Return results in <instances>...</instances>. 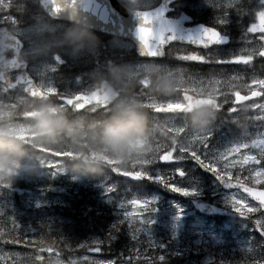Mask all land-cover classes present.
<instances>
[{"label": "snow or ice", "instance_id": "1", "mask_svg": "<svg viewBox=\"0 0 264 264\" xmlns=\"http://www.w3.org/2000/svg\"><path fill=\"white\" fill-rule=\"evenodd\" d=\"M44 2L50 7L52 14L67 10L70 14L75 12L76 4L75 0H44ZM264 3V0H262ZM229 5H226L228 7ZM10 4L5 3V0H0V9H9ZM227 13L224 17H221L218 21L220 24L226 22ZM135 17L138 20V24L135 28V37L140 45V52L144 57L148 58H162L164 53V45L170 41L189 42L194 45H201L205 49H208L205 54L201 55L195 52H188L186 55H181L179 59L183 61H198L201 63H208L214 65H246L252 68V62L254 58L259 57L264 61V10L257 11L255 13L256 23H250L247 26L246 33L243 37L244 47L239 52L230 53L224 55L218 53L213 49H209L210 45L218 44L222 41L223 37L221 32L214 27H208L201 25L198 28L188 32L187 34H178L171 27V25L163 20V8L155 10L138 11L135 13ZM0 20L10 22V25H16V18L12 15L0 16ZM260 34L254 38L249 37V33ZM19 45V41L16 42ZM57 63L59 58L54 57ZM144 64L162 65L167 66V63L163 59H158L154 62H148ZM11 69H21L23 65L13 57L9 61ZM168 67V66H167ZM53 65H49L47 71H52ZM172 71L169 73L175 79V91L179 90L182 93V99L173 100L167 98L166 102H160L158 97H153L147 92L148 81L142 79L139 84V91H136V97L145 109H151L153 113H165L171 114L166 116L165 119L159 120L156 115L151 116L153 121V155L144 158L139 161L136 166L131 169H125L113 166L114 162L104 157L106 163L111 166L113 172H120L124 177H131L133 180H148V181H162V174L159 170H155L157 162H172L176 164L173 166L172 171L177 173L180 177H185L186 173L183 166L179 163L189 157L195 161L199 167L212 172L218 181L222 183L225 189L233 186L231 179L232 172L230 169L233 166H239L249 173L244 177L245 182H240V175L237 173L236 186L243 189L253 200L258 201L256 207L248 206V212H255L257 208L264 209V78L249 77L247 83H233L234 81H243L245 77L239 73H233L230 76H222L219 73H210L207 76H197L195 74L184 75L181 68H170ZM47 77L44 73H40L38 79L34 80L29 78L28 75H15L14 80L10 78V72H0V102L8 103L14 107V97L18 95H26L31 97L48 98L51 97L55 102L61 106L67 108L69 111L79 114L87 115V113H94L95 116L100 117L101 113H105L108 107L109 96L101 89H97L92 85L81 88L80 90L72 91H60L57 87H54L50 82H46ZM9 90H12L11 92ZM243 90V92H242ZM229 93L234 99L231 100L232 107L227 109L228 113L241 112L244 113V120L259 119L261 123L255 125L260 131H258L253 138L246 130H242L239 138L232 139L226 143L223 150L209 147V137L211 136L212 129H208L205 132H201L200 135H192L187 143L177 140V136L181 132H185L186 126L181 119L179 113L190 109L193 104H210L214 111L220 109L221 105L229 100ZM217 97L222 99L217 100ZM259 97V102L252 98ZM248 101L247 103H242ZM85 105L88 107L85 109ZM83 109L84 111H80ZM249 110H259L260 117H249L247 115ZM31 115V113H24V116ZM89 116V115H87ZM181 120L180 124H176V119ZM227 117L221 120V123L227 122ZM233 121L236 117L232 118ZM166 130V131H165ZM160 131L162 134L172 133L167 139L170 143L164 141H157L155 133ZM20 138L27 140L31 135L21 129L19 131ZM187 135V134H186ZM197 141V143H193ZM245 150L241 153V150ZM41 151L51 153V156L55 157H72L73 153L70 151H55L52 149H41ZM176 153L173 155V153ZM218 153V154H217ZM187 154V155H185ZM228 157H234V159H227ZM62 161H53L51 158L41 161L43 167L51 169L50 173L55 175L57 172L63 171V167L56 168L57 164L61 165ZM220 163H223V168L220 167ZM152 166V167H148ZM245 166H247L245 168ZM155 170V174H153ZM225 177H228L226 179ZM252 185L260 184L261 187L248 186V182ZM8 184L0 183V187H7ZM165 188H170L174 192H179L183 196H194L197 194L193 187H175L172 183H164ZM106 194L114 191L111 185L104 187ZM227 202V197L225 198ZM155 203L144 198H138L133 196L127 201H121L119 207H124L127 203L131 205L133 209L137 206H143L146 211L152 213L155 211V207L148 208L147 205ZM243 200L235 201V204H243ZM3 209L0 208V211ZM234 210L239 212L241 217H245L246 213L241 211L240 208ZM180 209L177 208V218L179 217ZM125 220L127 221L129 228V236L133 241L137 240L139 233H143L145 236H149V226L152 221L148 216L140 214L134 215L133 212L124 211ZM264 216V212L261 213ZM13 229L9 232L5 242L7 243H25L26 247L33 249L31 252L18 253V252H4L0 256V260L5 258H12L11 264H63V262L57 256L56 259H48L41 255V252L47 251L49 253L55 251L54 247L45 245L44 239L39 240V245L28 244L25 240H20L16 236V232L20 226L12 217ZM251 219V217H248ZM124 221H118L113 225V229L119 231L117 225ZM255 230L259 231L260 235L264 237V222L261 220L253 221ZM27 231V230H25ZM4 229L0 228V233H3ZM109 237L108 239H110ZM99 244L102 241H94ZM147 243L155 248L159 247L163 249L164 245L157 244L152 239H148ZM67 246V245H65ZM78 247H84L83 244H78ZM93 251H99V248L92 249ZM133 249H129V252ZM132 256L124 257L121 255L120 264H124L125 260H132ZM159 259L163 260L164 257L160 256ZM116 257L107 262L103 260L89 261V264H115ZM69 264H75V261H69ZM223 264V261L221 262ZM251 264H264V255L257 257L251 261Z\"/></svg>", "mask_w": 264, "mask_h": 264}, {"label": "clouds", "instance_id": "2", "mask_svg": "<svg viewBox=\"0 0 264 264\" xmlns=\"http://www.w3.org/2000/svg\"><path fill=\"white\" fill-rule=\"evenodd\" d=\"M122 3L134 15L150 9V0ZM75 4L83 7L84 0H75ZM31 19L23 33V46L16 43L21 37L15 25L0 27V72L10 70L13 57L22 65H45L57 55L78 60L99 46L98 38L82 19L59 29L50 25L43 12ZM171 71L162 65L114 62L93 69L89 73L91 85L109 96L107 111L100 117L69 111L51 97L18 95L14 107L0 102V183L9 184L21 174L39 175L44 170L41 161L48 159L41 149L72 152L61 166L85 176L103 175L109 167L104 157L113 161V166L131 169L153 155V123L135 93L140 81L146 79L151 96L178 99ZM179 115L186 128L205 132L217 114L210 104L201 103ZM21 129L31 134L27 140L20 138Z\"/></svg>", "mask_w": 264, "mask_h": 264}, {"label": "rangeland", "instance_id": "3", "mask_svg": "<svg viewBox=\"0 0 264 264\" xmlns=\"http://www.w3.org/2000/svg\"><path fill=\"white\" fill-rule=\"evenodd\" d=\"M122 1V0H120ZM5 3H9L10 7L7 10L0 9V16L12 15L16 18V27L18 29V33L22 39L23 33L27 29L28 26L21 22L19 18V13L21 10L25 12H33L36 10V5L38 0H5ZM157 4V0H150V8L155 7ZM226 5H229L226 7ZM184 8L185 11L194 13L196 16L207 15V18L211 21H215V23L222 28L227 33H233L234 31H238L240 27H246L250 23H256L255 13L260 10H264V3L262 0H185L177 5V8ZM239 7H242L239 11ZM227 13L226 22L224 24L218 23L221 17H224V14ZM255 20V22H248L247 20ZM246 23H248L246 25ZM5 25L9 26L10 22L5 20H0V26ZM51 25V24H50ZM64 24L55 23L52 25L53 28H62ZM259 32L250 33L249 37H256L253 35H259ZM244 35L239 33V39L234 42L231 46L223 49L222 51H218V53L228 55L230 53L239 52L242 47L245 45L243 40ZM23 40V39H22ZM99 40V39H98ZM99 46L91 54L82 56L78 60V69L74 67V61L69 59L64 55H57L66 61V68H63L66 71L64 78L62 79V84L64 88L62 91H72V90H80L81 88H85L91 85V81L89 78V73L97 68L93 67L90 62L92 60H96L98 58L103 57L105 59V63L113 62L115 58H123L129 54H132L134 51V45L129 41H123L121 39H111L106 42H102L99 40ZM178 48H172L168 50V54L172 56H178L179 52ZM169 55L170 63H178V60L171 58ZM56 57V56H55ZM154 62L149 60H142L139 63L130 64L133 66H139L144 63ZM195 61H190L193 63ZM258 63V60L254 58L252 68H255ZM49 65H53L54 69L52 71H47ZM169 68H175L167 65ZM260 66L264 70V63H260ZM59 65L54 60V57L50 58L45 65L35 64L30 69L31 75L34 79H38L40 73H44L47 77L46 82H50L54 87H57V76L55 69H57ZM248 79L245 77L243 81H234L233 83H247ZM59 89V88H58ZM243 92V90H242ZM176 96L181 99V92L177 90ZM229 101L234 99L231 97L229 93ZM218 99H222V97H217ZM167 98H159L160 102H166ZM231 117L227 119L233 120V117H236V120L233 123H239L237 120L242 119L241 123L249 122L254 125V129L257 128L255 125H259L261 121L259 119H249L244 120V113L241 112H233L231 113ZM247 115L249 117H260L261 113L259 110H249ZM176 124L178 122L181 123L180 119H176ZM187 129V128H186ZM185 129V130H186ZM212 129L211 136L209 137V141L214 137V130ZM258 129V128H257ZM166 131V130H165ZM260 131V129H259ZM258 132V131H257ZM187 134V135H186ZM186 134L181 132L176 138L178 141L187 143L192 135H200L201 132H196L189 129ZM256 134L251 135L253 138ZM232 139L227 138V133H220L219 136L215 139L214 144L209 146L210 148H216L218 150H223L226 146V143ZM193 143H197V141H193ZM220 144H223L220 146ZM245 150H241L243 153ZM176 153L174 152L173 155ZM218 154V153H217ZM187 155V154H185ZM227 159L231 160L234 157H228ZM192 159L189 157L181 162H179L183 169L185 170V177L182 180L177 179L178 174L174 171L172 172L176 176V184H179L181 181H185L189 179L190 175L196 174V169L189 164ZM193 161V160H192ZM166 163V162H165ZM176 164L175 161L171 164V168ZM220 167L223 168V163H220ZM247 166H245L246 168ZM56 168L59 167L56 165ZM51 169L44 167V170L40 172L39 175H35L32 177H27L24 175H17L7 187H0V205L2 208H6L10 210L11 216L15 221L25 222L26 220L35 219L37 216L48 215L50 213L49 205L52 200L62 197V195L66 192V188H73L76 186L88 185V179L85 175H79L75 173H69L65 169L63 171L57 172L55 175L50 173ZM230 171L232 172L231 179H235L237 173L240 175V181H244V177L248 176L249 173L243 169H240L239 166H233ZM122 175L120 172H116ZM181 178V177H180ZM186 178V179H185ZM228 179V177H225ZM32 179L38 181L39 185L36 186V189L30 191L29 189H25L23 187L15 188V182L25 181V183H29ZM197 179V177H195ZM210 186L206 188V194L208 201L214 203L215 205H219L221 207L234 210V205L236 208H240L241 211L245 212L246 215L250 216L251 219L249 222L253 223L255 220H261L264 222V216L261 215L262 211L257 208L255 212H248V206L256 207L257 205L252 202L246 195L237 192V191H224L215 181H210ZM264 183V181H262ZM125 184V182H124ZM248 184L252 185L250 181ZM13 185V186H12ZM107 185H111L114 188V193L111 192L106 194L104 191V187ZM132 185H128L124 190H119L116 186L111 183H101V184H93L92 188L97 192V196L108 202H114L118 207L121 201H127L131 199L133 196H137L136 193L132 191ZM254 187H261L260 184L252 185ZM14 192L18 193L19 199L15 201V197L13 196ZM13 196V198H12ZM227 197V202L225 198ZM144 199H148L150 201H154L155 203L149 202L147 205L148 208L155 207V211L149 213L143 206H137L135 209L132 208L131 205L127 203L124 204V207H119L123 211L133 212L134 215L140 214L143 216H148L151 219L152 223L149 226L150 229H154L155 231L159 229H164L167 233L170 234L172 238L176 240L175 251H183L187 248L186 243L188 240H197V243H201L202 241H211L214 244H227L232 245L233 243L237 244H247L249 243L250 236L243 234L244 230L251 227L255 228L254 224L249 226L248 223L240 222L235 223L234 221H225L220 226H216L217 219H208L205 216L196 212L190 202V200H165L159 197L158 195L142 197ZM243 200V204H235V201ZM177 208L180 209L179 217L177 218ZM236 212V211H235ZM124 213V212H123ZM239 213V212H238ZM157 226V227H156ZM242 231V232H241ZM57 256L63 262V264H69V261H75V264H83L86 260H90L93 258H97L92 254H86L82 256L71 255L68 258H64L60 255H53L52 259H56ZM124 264H134L129 262H124ZM199 264H209V259L204 258Z\"/></svg>", "mask_w": 264, "mask_h": 264}, {"label": "trees", "instance_id": "4", "mask_svg": "<svg viewBox=\"0 0 264 264\" xmlns=\"http://www.w3.org/2000/svg\"><path fill=\"white\" fill-rule=\"evenodd\" d=\"M241 8L239 7L237 9L240 11ZM20 13L19 18L28 23L32 22V16L40 14V12L32 13L25 11H21ZM199 20L207 24L215 25L214 22L207 18V15L199 16ZM247 21L255 22L252 19ZM240 29L246 32L245 26L240 27ZM239 33L243 34L241 31L231 33L235 41L239 39ZM256 59L258 63L256 70H254L255 68L253 69L255 73H253L254 77L264 78V70L260 66L261 60L259 58ZM207 72L196 71L194 73L202 75ZM222 74L225 75L226 71L223 70ZM146 111L151 118L153 115L152 110L146 109ZM100 115H103V113ZM245 126L247 125L243 123L240 125H232L228 131V138H239L242 130H246L251 135L259 131L257 128L254 129V125H248V127L243 129ZM216 134H218V131ZM222 145L220 144V146ZM47 156L53 161H64L67 159V157L51 156V153H47ZM190 163L192 164V162ZM57 166L59 168L61 167L60 164H57ZM159 167L165 170L168 168V164L158 161L155 170L160 169ZM63 169L72 173L66 167ZM155 170L153 174H155ZM196 174L197 176H187L189 179L184 182L181 181L180 184L175 186L195 188L197 194L194 196L186 197L179 192L172 191L170 188H165L164 183H169L168 179L164 178L167 177L165 175L162 177L164 183L145 180L143 183L134 184L133 187L139 196L159 194L165 200L170 198L175 200H188L197 197L210 199L206 194V188L209 186L210 178L199 170L196 171ZM86 177L88 179L87 186L78 185L76 187L73 186L71 189L66 188V192L62 197L52 200L49 205L50 213L48 215L37 216L35 219L19 222L20 224H18L20 226L16 232L18 239L23 241L26 238L28 244L39 245V240L43 238L45 245L54 247L55 251L51 253L47 251L41 252L45 260L52 259L53 255L68 258L71 255L82 256L92 254L97 256V258L90 259L91 261L103 260L107 262L116 257L115 264H120L121 255L124 257L132 256V260H125V262L134 264H199L204 258L209 259V264H221L222 261L223 264H251L253 259L264 255V239L259 231H256L255 228L251 229V227L243 232L244 235L247 234V236H250L251 241L247 244H214L211 241L197 243V240L192 239L186 243L187 248L179 251L177 254L175 251L176 240L164 231V229L157 231L150 229L148 233L150 237L145 236L142 232L139 233L137 236L139 244H137V241H133L129 236V225L123 215L124 211L114 202L100 199L95 189L92 188L93 184L105 183L107 180L117 182L121 185L123 177H118L111 170V166L106 169L103 175H87ZM38 185V181L32 179L27 184L25 181L15 182L14 187L20 189L25 187V189L33 191ZM13 196L15 197V201L19 199L18 193L14 192ZM0 208H2L1 205ZM2 209L0 211V228L4 229V232L0 233V256L4 252L27 253L33 251L32 248L26 247L25 243L5 242L9 232L13 229V224L12 220L9 219V217H12L10 210L6 208ZM225 220L217 218L215 222L216 226H220ZM118 221L124 222L117 225L119 231H116L113 229V225L117 224ZM248 225L251 226L253 223L249 222ZM109 237L111 238L108 239ZM148 239H152L157 244L164 245L163 249L151 247L147 243ZM97 240L102 242L97 244L94 242ZM78 244H83L84 247H78ZM94 248H99L98 253L92 250ZM130 248L133 251L129 252ZM160 256H163L164 259H159ZM11 260L12 258L10 257L5 258L4 260H0V264H11ZM90 260H86L83 264H89Z\"/></svg>", "mask_w": 264, "mask_h": 264}, {"label": "water", "instance_id": "5", "mask_svg": "<svg viewBox=\"0 0 264 264\" xmlns=\"http://www.w3.org/2000/svg\"><path fill=\"white\" fill-rule=\"evenodd\" d=\"M176 1L178 0H161L160 5L151 10L163 8V20L167 21L171 25V27L175 30V32L181 35L187 34L188 32L198 28L199 26L204 25V24H199L193 27H186L185 25L187 23L192 22V18L185 13H183L178 19L168 18V14L172 11L170 6L174 4ZM39 6L42 12L48 14L53 19L65 21L69 23H72L74 20L82 19L93 30L102 32L104 34H108L110 36H115L130 40L134 43L137 54L142 58H148V57H144L141 54L139 42L135 37V28L138 24L137 18L135 17L134 14L127 11L125 6L122 3H120L118 0H84L83 7H79V8L76 7L75 12L72 14H70L67 10H62L59 13L52 14L50 11V7L44 2V0H40ZM221 36L223 37L222 41L218 44L210 45L209 48L212 46H225L230 43L231 40L229 37L224 36L222 34ZM18 41H19V45L23 46V42L20 39H18ZM172 43L190 45L193 46L195 49L205 50V48L201 45H194L189 42L170 41L164 45V53H165V49ZM164 57L165 55L162 58ZM150 59H161V58H150ZM26 69H27V64H24L21 69H11L9 70V72L22 71L23 73L21 75H28L26 73ZM201 169L205 173L210 174L214 178H216V176L212 172L207 171L203 168ZM128 178L133 180L131 177ZM133 181H139V180H133ZM218 182L226 191L238 190L244 194H247L246 192L243 191V189L236 186V181H233V186L227 189L224 188V186L220 181ZM249 198L253 200L250 196ZM253 201L258 204V201L255 200ZM192 204L198 212L207 216H221V217H231L242 220H249L247 215L245 217H241L239 213L218 207L203 199H195L192 201ZM261 210L264 212V209Z\"/></svg>", "mask_w": 264, "mask_h": 264}, {"label": "flooded vegetation", "instance_id": "6", "mask_svg": "<svg viewBox=\"0 0 264 264\" xmlns=\"http://www.w3.org/2000/svg\"><path fill=\"white\" fill-rule=\"evenodd\" d=\"M178 12H174V14H172L173 15V17H177L178 16V14H177ZM214 48V50L215 51H222L223 49H225V48H218V47H213ZM213 48H211V49H213ZM201 53V55L203 54V53H206V51H201L200 52ZM102 58V57H101ZM92 61H94V60H92ZM78 61H74V67L77 69V67L76 66H78ZM102 65H104L103 64V62L101 63L100 61H98V62H96L95 63V61H94V65H93V67H100V66H102ZM66 66L67 65H61V66H59L57 69H55V72L56 73H61V72H63L64 71V69L63 68H66ZM213 67L214 69H216V70H220L219 72H221V70L222 69H224V68H226V67H231V65H214V64H205L204 65V68H210V67ZM233 73H238V70L236 69L235 71H233V72H228V74H227V76H230V75H232ZM15 75H17V73L15 72V73H12L11 75H10V78L11 79H13L14 80V77H15ZM62 79L63 78H60V80L58 81V83H57V86H58V88H59V90L60 91H62L63 90V88H64V85L62 84ZM182 94V93H181ZM234 98V97H233ZM181 99H182V96H181ZM259 99V98H258ZM217 100H220V99H218L217 98ZM257 102H259V100L257 101ZM229 107H232V103H231V101H229V102H226V103H224V104H222L221 105V110L220 111H218L216 114V119H215V121H214V123H213V125H212V127L211 128H214V127H216V126H218V127H220V128H222L224 125L223 124H225L226 126H228V124H232V122H233V120H229V122H225V123H221V120L223 119L222 118V114H224V113H228L227 112V109L229 108ZM87 108V107H86ZM85 108V109H86ZM80 111H84L83 109L82 110H80ZM87 115H91V113H87ZM157 117H158V119L159 120H163V119H165V117L166 116H169V115H166V114H155ZM228 118H230V117H228ZM177 119H179V118H177ZM178 124H180V122H178ZM172 133H167V135H165V136H168V135H171ZM184 134H186V132H184ZM166 141H170V140H168L167 139V137H166V139H165Z\"/></svg>", "mask_w": 264, "mask_h": 264}]
</instances>
